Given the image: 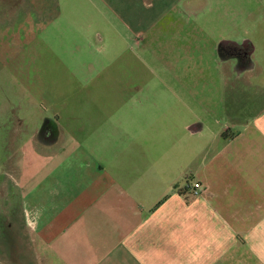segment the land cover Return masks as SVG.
I'll return each mask as SVG.
<instances>
[{"label": "crops", "instance_id": "0c3cea01", "mask_svg": "<svg viewBox=\"0 0 264 264\" xmlns=\"http://www.w3.org/2000/svg\"><path fill=\"white\" fill-rule=\"evenodd\" d=\"M185 1L0 0V264H264V53L240 61L222 49L242 40L213 39L233 89L219 84L209 105L175 89ZM143 32L130 69L159 75L160 91L135 92L136 74L100 90L121 81L116 53L98 75L87 58L63 78L44 67L58 49ZM68 74L88 85L57 91Z\"/></svg>", "mask_w": 264, "mask_h": 264}, {"label": "rangeland", "instance_id": "374dc122", "mask_svg": "<svg viewBox=\"0 0 264 264\" xmlns=\"http://www.w3.org/2000/svg\"><path fill=\"white\" fill-rule=\"evenodd\" d=\"M185 2L188 4V9H186L187 14L185 13L186 15H184V18L183 16H180L179 18L181 24L183 19V24L187 29V33L184 35H179L180 40H182L181 42L184 41L185 45L183 50L184 52L182 54L184 61L182 64L176 62L177 65H174V68L171 70L172 73L176 72L179 76H182V78L177 84H175L174 81L172 83L175 89L183 88L184 91L195 90V96L198 94L199 97L200 93L202 104L209 105L210 98L214 95L212 92H214L213 90L216 89L219 90V84L221 90H232L234 87V85L231 83L226 87L225 82L220 81L219 79V74L223 72L222 67L224 68L225 65L222 63V67H220L215 60V53H213L215 44L213 39H216L218 42L221 40L231 39L233 43L242 40L239 43V46L232 45L231 47L228 44H224L222 49V51H224L223 53L226 56H238L240 61H247L250 58L255 60L259 59V56H262L264 53V0H186ZM165 21L162 23L163 27L169 23L168 21ZM196 26H200L206 30H215V32H213L212 35V32L208 33L204 32L203 30H198V27ZM108 35L110 36V34ZM108 35L107 37L104 36L105 42L100 46H97L95 43L90 41L89 49H58L55 51L56 59L50 60V65H45L44 67L46 70H50L51 73L63 78L65 73L71 72L70 65H74V68L77 67L78 71H80L82 69L80 59H83L84 61L87 58L89 62V74L94 72V74L98 75L105 73L108 68L112 67V62H110L107 66L106 64L108 61H104L105 64H103V60H110L116 53V56H120L122 61H120L121 66L119 67V71L121 72V81H118L117 77H115L114 80L113 78H111V80H106L108 77H105L99 81L100 90H107V88L111 89L114 88V86L116 87V85H118V88L122 87V89H127L128 87L126 86L129 82V75L127 74H136L135 79H133L134 84L131 83L135 92L146 90L148 87L154 91H160L164 88L162 79L159 75L157 76L155 74H151V72L144 73L142 70H138L137 72L133 70V68L130 69L133 58L139 61L140 56L143 54V50L142 48H139V44L142 43L143 45L145 42L144 32L132 34L131 39H126L125 42L121 41V45L115 49L113 48V43L108 38ZM160 39L161 42H159L156 47L153 46L155 43L152 44L151 57H153L155 61L158 62L153 65L156 73H163V69H161L162 66L160 65V60L162 58L163 37H159V40ZM246 41H248L247 45L244 44ZM12 52L13 49L9 51L10 56H12L10 54ZM39 53H42V57L52 56L47 52V50H39ZM172 57H175V60H177L176 58L179 57V54H175ZM61 58H63L68 64H65L64 62L61 63ZM129 59H131V64H129ZM54 60H57L56 63H54ZM11 67L13 66H10V68ZM129 69L130 72H127ZM110 72L111 70L107 71V73ZM233 72L234 70H231L230 73L233 74ZM146 74H148V76ZM10 75H12V73ZM10 75H8V77ZM118 75L119 74H117V76ZM140 75H144L143 79L139 77ZM14 77L9 78L14 79ZM66 79L68 80L66 81L67 86L57 87V91H76L88 85L86 82L81 81V79L75 78L74 76L71 77L69 74ZM142 81L144 82L142 83ZM11 83L12 81H10V84ZM64 83L65 82H63L62 85H64ZM13 87V85L10 86V88ZM90 87H93V89H98L97 82L91 84ZM15 94V89H11L9 95ZM74 97H79V95L74 94L72 97V104ZM97 99V97L94 98L95 101H97ZM124 103L125 102H122V104ZM4 115L6 120H11V118H9V114H3V118ZM13 115L14 114L11 116ZM14 118L15 117H13L12 120H14ZM1 120L2 118L0 114V121Z\"/></svg>", "mask_w": 264, "mask_h": 264}, {"label": "built area", "instance_id": "2783aa9c", "mask_svg": "<svg viewBox=\"0 0 264 264\" xmlns=\"http://www.w3.org/2000/svg\"><path fill=\"white\" fill-rule=\"evenodd\" d=\"M189 185H190L191 191L194 195L199 194L202 190V184L198 181L192 182Z\"/></svg>", "mask_w": 264, "mask_h": 264}]
</instances>
